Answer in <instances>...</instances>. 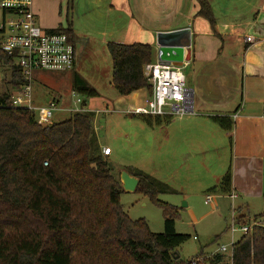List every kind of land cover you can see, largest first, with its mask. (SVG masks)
<instances>
[{"label":"trees","instance_id":"1","mask_svg":"<svg viewBox=\"0 0 264 264\" xmlns=\"http://www.w3.org/2000/svg\"><path fill=\"white\" fill-rule=\"evenodd\" d=\"M196 1V16L214 28L210 0ZM49 33H65L73 43L70 29ZM1 35L0 31V72L9 69L7 80L16 93L23 84L21 71L3 52ZM108 51L117 93L128 96L146 90L150 97L153 85L144 68L154 63L152 46L110 43ZM73 91L99 96L77 74ZM12 97L0 96V264H191L178 252L191 237L177 233L178 208L158 199L166 192L160 184L142 173L132 175L139 179L135 192L162 209L163 233H153L145 220L133 221L124 212V190L101 153L90 115L94 113H76L44 126L33 111L11 107ZM134 117L149 126L162 119ZM214 121L225 131L233 128L227 118ZM232 182L229 170L210 192L229 196ZM263 219L264 212L253 221ZM237 222L249 225L250 216H239ZM197 258L207 264H264V227L255 225L234 245L229 263L221 253Z\"/></svg>","mask_w":264,"mask_h":264},{"label":"rangeland","instance_id":"2","mask_svg":"<svg viewBox=\"0 0 264 264\" xmlns=\"http://www.w3.org/2000/svg\"><path fill=\"white\" fill-rule=\"evenodd\" d=\"M41 7L42 17L47 22L63 20L64 24H74L77 34L82 43L77 45L78 67L80 70H72L65 73L37 72L35 77L41 76L53 79H67L70 76L80 73L105 98V107L93 103L92 98L81 96L86 102L88 110L93 118L94 130L98 143L108 147L112 151L109 158H105L112 169L114 177L121 181L123 173L132 174L133 169H139L145 173L167 182L177 194L160 195L158 199L169 205L178 208L176 219V231L178 234L190 236V240L179 248L178 252L186 260L199 257L203 251L207 257L220 253L222 246L232 249V243H237L244 236L240 227L232 238L230 231L233 224V213L235 217L250 216V224L254 223V216L264 212V197H242L233 202L231 195L211 193L208 191L213 187V174L224 170L232 165V140L227 136H218L212 140L209 150L194 148L183 142L184 131L181 129V120L194 119L196 115H187L183 118H172V126L168 130H156L153 132L139 118L128 115L124 112L111 111L106 109V101H113L117 93L111 88L112 59L107 50V43L115 40V15L111 0H35ZM213 12L221 25L239 17L246 10L240 0H212ZM237 3L238 11L235 10ZM234 4V5H233ZM3 21V11L0 9V27ZM116 39H121L116 37ZM124 40V39H123ZM79 44V43H78ZM155 60L157 59L158 47L155 48ZM0 72V96L6 94L14 95L15 91L9 85V69ZM71 74V75H70ZM187 86L191 88L193 80V69L187 67L184 70ZM48 78V79H49ZM49 81H37L34 86L37 96L34 104L37 108L49 107L50 100L54 94L62 95L63 103L54 113L52 123H61L71 118L74 109L75 99H72L73 92L62 86L61 81L57 89H51ZM66 83V82H65ZM63 89H59V88ZM71 101V103H70ZM99 113H97V111ZM103 110V111H100ZM129 117H127V116ZM216 129L217 128L216 126ZM185 130V129H184ZM219 131V130H216ZM193 150L189 154V150ZM214 197L213 205H206V197ZM121 205L128 217L133 220H145L153 233L164 232L163 211L152 200L140 192L123 193L120 198ZM256 214V215H255ZM260 223L264 224V219ZM234 241V242H233ZM226 262L230 258L226 255Z\"/></svg>","mask_w":264,"mask_h":264},{"label":"crops","instance_id":"3","mask_svg":"<svg viewBox=\"0 0 264 264\" xmlns=\"http://www.w3.org/2000/svg\"><path fill=\"white\" fill-rule=\"evenodd\" d=\"M111 1L114 11L117 10L119 14L115 15L118 19L115 21L116 25L113 30L115 31L113 35L115 40L107 43V50L110 43L147 44L152 46L155 52L158 33H169L187 28L191 30L192 46L185 50L183 61L177 64L170 63L180 66L183 62H189L188 67L193 69V80L190 87L195 93L197 117L181 120V129L185 134L183 142L185 141L188 145L190 143V146L197 150L208 151L209 145H213L212 140L215 138L216 132L220 137L230 138L232 140V165L213 174L214 186L208 191L210 192L218 186L227 172L231 170L233 175L232 192L238 195V199L243 196L264 197V42L255 45L245 43L247 36L264 37V0H240L246 11L224 24L223 30L220 28L221 25L215 12L216 26L214 28L207 20L196 16L199 11V4L196 0ZM210 2L213 9L212 0ZM236 5L237 3L234 5L235 10L238 11ZM32 11L42 29L53 31L62 28L72 31L73 44L76 49L73 71L80 70L77 62L79 55L77 45H81L82 40L75 30L74 24L69 22L64 24L61 19L47 22L42 17L41 20V7L35 0H32ZM116 37L121 39L117 40ZM158 60L159 50L156 60L154 53V62ZM74 75L70 76V80L69 78L68 80L63 78H52L51 80L49 77L48 79L41 76L39 79L36 77L35 82L50 80V84L47 83V85L51 89H57L61 86L60 82L62 81V86L73 91ZM77 75L80 76L78 71ZM112 79L113 67L110 86L117 93ZM84 80L99 95L97 98H92L91 106L95 109L96 106L93 104L95 103L100 107H105L103 103H98L105 98H102L94 85L86 79ZM36 96L34 86L33 99ZM114 98L113 101H106V109L109 110L111 107V111L118 109V111L130 115L129 113L145 106L149 95L146 90H140L128 96H120L117 93ZM52 101H57L59 105L61 102L63 103L64 98L62 95L54 94L50 103ZM84 104H86L85 101ZM87 111L93 113L91 109H87ZM215 118L229 119L233 124L232 130L225 131L220 128L214 121ZM172 120V118H162L160 124L152 126L144 124L156 132L158 129L168 130L173 124ZM216 126L219 129H216ZM99 147L106 159L112 155V151L108 147H103L100 143ZM105 151H108L109 154L105 155ZM188 152L191 154L193 150L190 149ZM135 173L149 176L166 189V192L161 195L178 193L167 182L154 178L142 170L133 169L131 176ZM201 254L204 252L202 251Z\"/></svg>","mask_w":264,"mask_h":264},{"label":"built area","instance_id":"4","mask_svg":"<svg viewBox=\"0 0 264 264\" xmlns=\"http://www.w3.org/2000/svg\"><path fill=\"white\" fill-rule=\"evenodd\" d=\"M0 9L3 11V21L0 27L2 32L1 48L15 62L21 71L22 87L11 99V107L33 111L41 125H51L54 113L59 109L57 101H52L49 107L37 108L33 99L35 74L37 72L65 73L72 71L75 66L76 49L65 33H49L38 24L37 17L32 11V0H0ZM264 42V37L255 38L247 36L245 43L255 45ZM190 64L183 62L180 66L172 65L160 60L146 65L145 76L153 85V93L147 99L145 106L131 112L133 116H152L161 118H183L187 115H196L195 93L187 86L184 70ZM72 99H75L74 109L71 113H87L81 96L72 91ZM109 152L105 151V155ZM235 202L238 195L232 192L230 196ZM214 197L208 195L206 205H213ZM233 213V224L230 231L232 238L237 231V226L244 236L248 235L255 225L263 226V223H251L240 225ZM234 242V241H233ZM230 250L222 246L220 253L230 259L233 247ZM191 264H207L201 259H191Z\"/></svg>","mask_w":264,"mask_h":264},{"label":"water","instance_id":"5","mask_svg":"<svg viewBox=\"0 0 264 264\" xmlns=\"http://www.w3.org/2000/svg\"><path fill=\"white\" fill-rule=\"evenodd\" d=\"M191 30L189 28L169 33L157 34V47L160 60L166 63H181L185 50L192 46ZM121 184L124 192L133 193L139 185V179L128 173H123Z\"/></svg>","mask_w":264,"mask_h":264}]
</instances>
